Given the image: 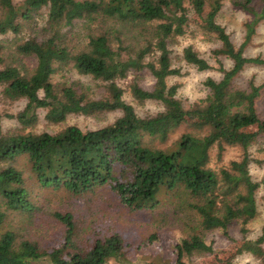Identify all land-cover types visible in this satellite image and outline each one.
I'll return each instance as SVG.
<instances>
[{
    "label": "trees",
    "instance_id": "trees-1",
    "mask_svg": "<svg viewBox=\"0 0 264 264\" xmlns=\"http://www.w3.org/2000/svg\"><path fill=\"white\" fill-rule=\"evenodd\" d=\"M225 3L255 16L240 46L218 21ZM193 15L220 42L212 53L222 76L206 78V96L186 106L179 85H169L168 78L180 75L173 47L189 32ZM260 21L264 0H0V99L26 100L16 113L0 110V264H138L129 256L133 245L118 232L99 230L78 241L71 213H55L66 226L64 240L55 245L19 236L8 221L12 214L33 216L37 188L75 195L108 188L129 211L183 222L186 234L175 244L173 261L139 264H185L206 257L214 252L208 233L230 236L235 225L241 243L232 259L220 264H235L245 253L264 264V224L257 237H249L264 205V177L257 180L250 170L253 161L264 163L252 152L258 146L264 153L259 142L264 118L257 108L264 82L251 81L247 88L235 83L248 64L264 65V57L245 55ZM78 24L86 30L82 45L75 41ZM179 59L200 71L211 68L193 45L185 46ZM144 69L155 84L146 90L134 81L132 94L140 101L157 100L163 109L140 116L123 98L118 81ZM71 71L103 82L105 92L95 97L81 81L56 80ZM118 109L121 116L102 127L65 124L71 114ZM40 110L59 128L38 130ZM6 118L18 126L6 129ZM182 126L189 130L172 139ZM227 146L240 147L241 157L213 166L212 150L217 148L221 159Z\"/></svg>",
    "mask_w": 264,
    "mask_h": 264
},
{
    "label": "rangeland",
    "instance_id": "rangeland-1",
    "mask_svg": "<svg viewBox=\"0 0 264 264\" xmlns=\"http://www.w3.org/2000/svg\"><path fill=\"white\" fill-rule=\"evenodd\" d=\"M259 3V2H258ZM260 10V7L258 8ZM254 15L239 10L230 3H225L218 15V21L226 27L232 41L240 46L246 38L248 24L253 21ZM202 21L193 15L189 32L180 37L179 43L173 48L172 57L174 66L180 68V75H173L168 78L169 85L178 84V96L183 103L188 106L196 100L204 98L207 89L204 81L209 76L220 78L222 74L219 71V61L212 53L220 42L216 40L214 34L202 30ZM86 30L80 24L77 25V36L75 41L82 45L87 37ZM74 41V42H75ZM187 45H193L199 51L200 55L208 60L211 65L210 69L200 71L195 66L180 60L182 50ZM247 57H264V21L258 22L254 26V33L251 40L245 47ZM224 65L229 68L232 66V60L219 56ZM57 81H81L85 87L90 89L95 97H100L104 92V83L94 80L93 78L77 73L76 71L66 72L65 77L57 75ZM137 82L142 88L151 90L155 84V77L147 70L139 72L132 71L129 75L118 81L119 86L124 90L123 98L126 102L132 104L140 116L158 113L163 109L162 104L157 100L140 101L134 97L130 84ZM254 81L256 85L264 82V65L248 64L244 70L236 77L237 86L247 88L249 83ZM26 105V100L21 99L14 103L3 102L0 99V110L4 112L16 113L22 110ZM259 114L264 118V88L257 101ZM45 110H40V120L38 130H51L59 128V125H53L45 118ZM122 111H105L93 115L71 114L65 124H76L82 129H94L112 123ZM5 128L18 126V121L14 118L4 120ZM189 130L186 126L178 128L171 136L172 139L178 138L184 131ZM264 143V135L259 139ZM258 146L252 148L253 156L263 159V152H258ZM217 148L212 150L211 164L213 166L228 165L232 160L239 159L242 150L238 146H227L221 159L217 156ZM253 177L260 180L264 177L263 166L256 161L250 165ZM34 201L37 209L31 218H25L21 215L12 214L8 221L9 226L14 228L19 236L37 241L41 246H52L64 240L66 226L61 222L55 213H71L76 224V233L78 241L86 242L94 237L97 231L102 230L107 234L118 232L122 234L128 243L133 245L130 248L129 256L136 263L150 261L154 258L163 260H174L175 244L179 237L186 234L183 222L170 219L160 222L164 216L158 213L132 212L122 207L113 192L108 189H97L94 192H88L81 195H75L65 189H40L37 188L34 193ZM168 208L171 205L168 200ZM168 210H163L166 212ZM260 214L250 224L249 237L255 238L261 233L264 224V205L260 203ZM151 235H156V239L151 240ZM242 234L239 226L235 225L230 229V236L221 233L219 230L208 233L206 241L212 244L214 252L202 258L193 261H187L185 264H220L232 259L235 251L241 243ZM141 248H137V246ZM235 264H258L252 255L245 253L238 255L234 259Z\"/></svg>",
    "mask_w": 264,
    "mask_h": 264
}]
</instances>
